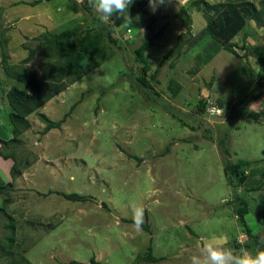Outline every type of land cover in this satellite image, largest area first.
Segmentation results:
<instances>
[{"label":"rangeland","instance_id":"rangeland-1","mask_svg":"<svg viewBox=\"0 0 264 264\" xmlns=\"http://www.w3.org/2000/svg\"><path fill=\"white\" fill-rule=\"evenodd\" d=\"M33 1L0 0L4 139L12 137L5 91L19 84L7 75L4 55L13 69L42 75L46 51L30 62L25 59L28 48H35L46 31L61 32L79 24L97 30L107 25L86 10V0L29 4ZM194 2L164 0L155 12L149 3L130 9L129 26L114 14L109 24L122 47L105 39L102 51L80 68L88 72L40 109L58 121L76 104L62 126L45 134V124L34 113L28 117L31 128L15 145L0 143L7 151H16L24 168L14 181L8 207L17 210V240L12 249L0 247V264L23 258L31 264H66L88 262L92 256L105 264H135L151 241L154 254L167 259L146 264H189L191 256L200 254L203 241L212 237H227L224 246L234 253L243 249L254 254L258 249L246 237L236 212L243 197L249 203L247 221L264 239V27L249 20L234 39L241 44L247 34V56L240 48L238 56L225 49L217 52L208 38L210 44L204 41L189 51L179 46L167 58L179 41L207 25V7ZM254 2L264 5V0ZM183 5L192 19L190 32L179 16ZM151 37L144 53L150 65L147 87L138 80L144 63L135 48ZM246 62L256 68L252 78L243 69ZM170 85L182 88L174 95ZM255 88L258 99L245 106L237 103ZM206 97L223 108L210 121L200 110ZM228 160L237 167L234 174L227 169ZM13 164L12 158L3 157L4 181L8 177L11 181ZM49 191L55 193L45 196ZM56 191L90 194L98 201H73ZM134 206L144 209L143 221L149 222L150 231L123 221L133 218ZM8 220L0 209L3 242L11 232ZM237 242L252 249L239 248Z\"/></svg>","mask_w":264,"mask_h":264},{"label":"trees","instance_id":"trees-1","mask_svg":"<svg viewBox=\"0 0 264 264\" xmlns=\"http://www.w3.org/2000/svg\"><path fill=\"white\" fill-rule=\"evenodd\" d=\"M43 1L45 0H35L33 2H29V4L37 5ZM148 3V0H134V3L130 6L129 10L143 7ZM194 4L197 7H200L202 4L207 7V25L197 34H190V37L185 42L179 41L169 50L168 54L166 55L167 58H169L179 46L185 45V49L189 51L204 41L206 42V45L210 44L211 39L214 48L217 49V52L221 49H225L238 56L240 55L238 48H240L241 50L245 49L244 56H247V34L243 35L241 44L234 39L247 28L249 20H254L257 27L259 28L264 27V5L259 7L254 2V0H231L229 2L220 1L213 4L207 0H195ZM262 4H264V2H262ZM85 8L94 19L98 20L97 14H95L93 9L90 7L88 0L85 2ZM210 11H213V13L210 14ZM187 12L188 6L183 5L179 10V16L181 15L180 17L182 24L187 27L188 31L190 32L192 19L190 16L186 15ZM152 21H154V19H152ZM105 39H108L110 42L122 47L121 39L115 36L110 24H107L104 29L97 30L90 28L84 29V27L79 24L73 28L65 29L61 32H51L49 30L46 31L44 37H39V44L35 48H28L29 54L25 59L26 62H30L35 59L39 52L46 51L48 53V57L45 60V70L42 75H40L36 70L23 69L19 71L13 69L6 63V55H4L3 64L7 75L15 79L17 82H19V84H14L5 91V98L8 105L10 106V109L8 108V124L10 125L12 137L9 139L0 137V143H3L4 145H15L22 134L31 128L32 124L28 117L34 113L37 114L39 119L45 124V128L43 130L45 134L52 129L60 128L62 123L66 121V119L71 115L72 109H74L76 104H74L71 110L58 121L53 120L45 113L40 112V109L56 95L64 91L69 86V84L76 82L78 79H80V77L83 76L84 73L88 72V70L86 72H82L80 68L86 61L91 59L93 54L100 53V51H102V47L105 45ZM153 39L154 38L151 37L135 48L137 58L144 63V74L138 77V80L147 87H151V83L146 77V73L150 70V65L148 64L144 53L151 45ZM55 55L59 56L58 60H54ZM104 59L105 54L103 53L100 61H103ZM261 63L264 65V58L261 59ZM98 65L99 63H97L91 69L96 68ZM243 69L246 76L248 77L252 78L253 75L256 74V68L248 62H246V64L243 66ZM73 73H75L76 76L71 78L69 81L66 80L65 76ZM257 75L259 76L260 73L257 72ZM181 88L182 86L180 85H170V89L174 95H177ZM258 98L259 95L255 88L237 103L245 106L246 104L250 103V101L256 100ZM212 106H216V109L219 108L223 110L219 102L213 100L212 98L206 97L205 100L200 102V110L204 111V114L206 115L207 119L209 118V121L214 115H216V113L210 114L208 112V108ZM250 115L253 116V113L251 112ZM0 155L5 159L12 158L14 160V164L12 165L9 172L12 180L5 182L4 180L0 179V193L5 196V199L3 200V206L0 209L1 211L3 210L7 216H9L6 226L11 230L8 235L7 242L0 240L1 250L6 251V249H12L15 246L17 240V222L14 217L17 215L15 214L17 210H10L8 207L12 198V187L14 181L23 173L24 168L20 165L19 156L16 154L15 150L7 151L6 149L0 147ZM241 163L245 164L246 162ZM226 165L227 169L231 172L233 171L234 174V171H236L235 168H237L236 165L233 162H230V160L227 161ZM52 193H55V191L46 192L44 195L48 196ZM56 193L61 194L64 198L73 201H98L90 194L66 191H56ZM239 199L242 203V206L237 210L236 214L239 218L242 229L244 230L247 238L255 241L258 249H264V239L261 237V235L253 233L252 226H250L249 222L247 221V215L250 211L249 203L243 197H240ZM102 205L108 209V204L102 203ZM19 213H21L20 210ZM123 221L134 223L133 218H123ZM140 226L147 231L151 230L149 222L143 221ZM242 243L243 242H237L236 246L239 248L246 247L248 249H252L249 244ZM166 259L167 258L165 256L158 257L154 254V245L151 241L148 250L144 253L138 254L137 262H135V264H139L140 262H142V264L159 263ZM12 262H14V264H31V262H29L26 258H23L20 262ZM66 264L105 263L97 260L95 256H92L88 262L71 260Z\"/></svg>","mask_w":264,"mask_h":264},{"label":"clouds","instance_id":"clouds-1","mask_svg":"<svg viewBox=\"0 0 264 264\" xmlns=\"http://www.w3.org/2000/svg\"><path fill=\"white\" fill-rule=\"evenodd\" d=\"M148 2L151 10L155 12L158 6L164 3V0H148ZM88 3L94 13L97 14V19L104 24H109L111 22L110 18L114 14L117 17H123L124 21L127 22L126 26L132 23L129 8L134 0H88ZM212 107L215 108L213 114L216 113L217 115V109L219 108ZM212 107L208 108V112ZM143 216L144 209L134 206L133 220L137 227L142 224ZM226 243L227 237H212L203 241L200 254L191 256L189 264H264V249H257L254 254L243 249L234 253L232 249L224 246Z\"/></svg>","mask_w":264,"mask_h":264},{"label":"crops","instance_id":"crops-1","mask_svg":"<svg viewBox=\"0 0 264 264\" xmlns=\"http://www.w3.org/2000/svg\"><path fill=\"white\" fill-rule=\"evenodd\" d=\"M5 101H6V98H5ZM3 107V104H1L0 106V116H1V119H3V115H2V112H1V108ZM7 107V106H6ZM10 176V175H9ZM9 178V177H8ZM6 179L5 182H9L10 180L9 179ZM11 178V177H10ZM0 179L3 180V157L0 155ZM12 180V179H11ZM0 202L3 203V194L0 193Z\"/></svg>","mask_w":264,"mask_h":264},{"label":"built area","instance_id":"built-area-1","mask_svg":"<svg viewBox=\"0 0 264 264\" xmlns=\"http://www.w3.org/2000/svg\"><path fill=\"white\" fill-rule=\"evenodd\" d=\"M214 109H215V108H213V107L209 109L210 114H213ZM218 110H219V109H217V111H218Z\"/></svg>","mask_w":264,"mask_h":264}]
</instances>
